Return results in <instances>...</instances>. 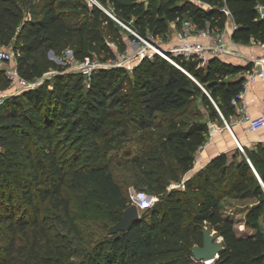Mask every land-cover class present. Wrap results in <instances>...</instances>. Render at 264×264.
Listing matches in <instances>:
<instances>
[{
	"label": "trees",
	"instance_id": "1",
	"mask_svg": "<svg viewBox=\"0 0 264 264\" xmlns=\"http://www.w3.org/2000/svg\"><path fill=\"white\" fill-rule=\"evenodd\" d=\"M95 1L117 20L95 4L88 8L83 0H39L28 18L16 0H0V48L13 53L21 78L40 79L32 55L73 36L77 38L71 49L75 60L94 55L104 61L114 58L109 42L118 50L124 48L121 31L128 42L137 40L119 23L146 38L165 37L170 24L178 26L183 19L198 29H224L230 19L235 26L233 42L249 45L251 40H264V19L255 10V4L264 6V0H205L207 7L190 0H158L146 8L132 0ZM222 8L229 11V18ZM78 9L86 11L88 18L71 22ZM174 60L181 69L158 55L141 59L131 72L127 90L121 78L126 72L120 67L93 72L86 85L83 75L57 73L49 82L1 104L0 264H200L191 250L202 246L205 229L220 237L223 245L213 264H264V189L253 172L264 186L263 143L244 147L243 152L218 154L184 181L183 190H165L159 184L164 172L168 181L178 183L193 168L198 148L207 142L209 124H222L220 114L230 120L231 100L242 89L243 74L252 64H233L218 56L203 66L181 57ZM7 82L0 70V87ZM129 103L131 119L143 132L159 115L182 117L195 104L204 112L194 111L192 120L170 119L160 145L174 157V167L157 156L149 158L145 173L156 175L152 182L163 191L158 200L128 230L115 234L107 230L95 241L83 243L74 258L71 244L54 233L46 214L40 216L41 208L47 204L74 233H78L74 204L103 210L110 226L120 219L131 205L130 198L110 166L93 162L77 140L79 132L102 136L110 108H126ZM229 196L257 199L244 213L243 225L250 233L237 235L232 220L223 215L220 202Z\"/></svg>",
	"mask_w": 264,
	"mask_h": 264
},
{
	"label": "rangeland",
	"instance_id": "2",
	"mask_svg": "<svg viewBox=\"0 0 264 264\" xmlns=\"http://www.w3.org/2000/svg\"><path fill=\"white\" fill-rule=\"evenodd\" d=\"M23 12L25 18H28L36 12L37 3L39 0H16ZM202 7H207L205 0H190ZM139 3L143 4L146 8L149 4L156 5L158 0H141ZM83 4L87 7H91L94 3L92 0H83ZM101 8L105 13L111 15L112 18L117 20L111 11L101 7L98 3L95 4ZM74 19L71 22L77 21L82 22L88 18V14L83 9H78L73 12ZM119 25L129 32V28L122 23ZM170 33L172 32L170 24ZM119 38L121 42L124 41V48L118 50L116 44H114L113 51L115 55H120L123 52H128L129 54L134 53L135 43L132 41H127L126 33L122 31L119 33ZM166 39L159 37V44H162ZM77 43L76 36L70 39H65L61 44L55 46L53 49L43 48L32 55L33 62L40 68L41 78L38 80L31 81L32 83L38 85L41 83H46L51 80V78L57 73H70L79 74L84 76V84H87L88 78L79 66H77L73 58L71 49L75 47ZM111 43V42H109ZM2 49H5L1 47ZM8 50V49H7ZM10 50V49H9ZM94 57L101 59L99 56L94 55ZM134 60L130 61L125 66H120L125 70L123 86L127 90V86L132 83V70L136 66ZM96 69L93 72L97 71ZM91 73V74H92ZM31 83V84H32ZM21 92L19 87L12 86L8 82L0 87V106L1 104L12 97L20 96ZM20 100V98H19ZM133 107L129 103L128 107L115 106L110 108L107 116L103 119L104 134L100 137L87 136L83 132H79V139L77 140L78 145L83 146V151L86 152L92 161L96 162H106L110 166L113 177L116 182L121 186L122 190L127 197L130 198L131 203L138 205L139 214L146 208L155 203L159 194L163 191L158 189V185L161 184L165 190L171 188H176L172 186L177 184L173 181H168V174L163 173L162 178L159 180V184H153L151 178H155L156 175L151 177L146 176V171L150 168L149 158L157 156L164 161L166 165L174 167V157L170 154L168 150H163L160 143L164 133L167 131L168 123L171 120H183V119H194L193 112H204L201 107L196 104L191 107V111L187 115L182 117L175 115H165L158 116L156 123L145 132L137 128L131 119L130 109ZM216 125H223L216 123ZM200 148V147H199ZM199 148L197 151H199ZM242 150L244 147H241ZM240 151L239 148H236ZM34 156L38 163H40V153L34 146ZM235 149H231L230 152ZM230 152H227L230 154ZM241 152V151H240ZM194 165V164H193ZM144 170V171H143ZM197 172V171H196ZM192 168L190 171L183 174L180 178V182L191 178L195 173ZM161 177V176H160ZM179 183V182H178ZM163 185V186H162ZM165 185V186H164ZM159 187V188H161ZM257 201L255 198L239 199L234 196L225 197L221 200V210L224 216L229 217L233 222V227L237 235L244 233H250V229H247L243 225L245 210ZM141 206V207H139ZM73 212L76 217L75 224L78 233H74L68 229L67 223L59 215L60 219L47 204H44L41 208V215L46 214L50 226L53 228L54 233L63 236L72 246L75 253L74 258H77L76 252L80 250L81 246L87 244L88 242H93L104 233L107 232L111 223L105 217L103 210H91L85 209L78 204L73 205ZM261 226L264 228V218L261 219ZM200 264H206L201 262ZM213 264V263H210Z\"/></svg>",
	"mask_w": 264,
	"mask_h": 264
},
{
	"label": "built area",
	"instance_id": "3",
	"mask_svg": "<svg viewBox=\"0 0 264 264\" xmlns=\"http://www.w3.org/2000/svg\"><path fill=\"white\" fill-rule=\"evenodd\" d=\"M97 4L95 0H92ZM140 2L141 0H132ZM255 10L260 19H264V6L257 2ZM221 11L229 18L230 13L226 8ZM111 16V15H109ZM112 17V16H111ZM235 26H233L234 29ZM131 34L137 39L132 42L135 43V52L129 54L123 52L120 55H115L114 58L108 60H101L94 56L87 57L83 61L75 60L74 63L79 66L82 73L87 78L91 75L92 71L96 69H109L127 65L130 61L134 60L138 63L141 59H152L154 55H158L177 68H180L174 58L181 57L188 61H196L200 66H203L210 58L218 56L219 54H232L228 44L233 45L235 42L229 37L226 38L224 29L216 26H207L204 29H198L190 20L183 19L178 26H175V34L178 39V44L170 50H164L159 44V36L148 35L142 38L137 33L129 30ZM252 44H257L261 50V55L250 61L251 68L248 72L243 74L244 82L240 92L231 100L233 106V114L230 117L232 124L246 125L248 132L256 133L264 128V115L253 117L248 112V99L246 98L248 85L256 81L264 84V40L262 42H255L251 40ZM110 48L113 50L114 44L109 43ZM137 65V64H136ZM181 69V68H180ZM0 70L4 72V76L8 83L12 86L19 87L20 92L27 89H33L38 85L31 81H26L19 76L14 65V55L10 50L0 48ZM38 80V79H37ZM32 83V84H31ZM2 100H0L1 102ZM220 114V113H219ZM226 127H229L227 121L222 117ZM214 131H209L207 141ZM241 152L242 148L239 146ZM177 189H184V182L174 184ZM264 189V188H263ZM141 207V206H139Z\"/></svg>",
	"mask_w": 264,
	"mask_h": 264
},
{
	"label": "crops",
	"instance_id": "4",
	"mask_svg": "<svg viewBox=\"0 0 264 264\" xmlns=\"http://www.w3.org/2000/svg\"><path fill=\"white\" fill-rule=\"evenodd\" d=\"M233 26V22L229 19L224 28L226 38H231ZM171 29V33L169 29L166 36L162 37L166 39L160 44L164 50H170L178 44L174 23L171 24ZM226 47L229 48L232 54H219L218 57L233 64L244 65L261 55V50L257 44L241 45L234 43L233 45L228 44ZM246 98L248 99V112L251 116L264 115V84L262 82L256 81L249 84ZM227 123L229 127L225 126L224 121L223 125L209 124V131H214V133L210 140L205 142L196 153L193 165L195 172L202 169L220 153L230 152L231 149L239 148V146L251 148L257 143L264 144V128L256 133H250L246 125L232 124L230 120Z\"/></svg>",
	"mask_w": 264,
	"mask_h": 264
},
{
	"label": "water",
	"instance_id": "5",
	"mask_svg": "<svg viewBox=\"0 0 264 264\" xmlns=\"http://www.w3.org/2000/svg\"><path fill=\"white\" fill-rule=\"evenodd\" d=\"M253 169V167H252ZM253 172L258 179L261 186L264 188L260 178L258 177L256 171ZM139 219L138 205L131 203L126 209L123 210L120 219L108 228L110 234H115L117 232H123L130 228V226ZM223 245L221 238L217 237L214 232L209 229H205L202 232V246H193L192 255L196 262H210L213 263L222 251Z\"/></svg>",
	"mask_w": 264,
	"mask_h": 264
},
{
	"label": "bare ground",
	"instance_id": "6",
	"mask_svg": "<svg viewBox=\"0 0 264 264\" xmlns=\"http://www.w3.org/2000/svg\"><path fill=\"white\" fill-rule=\"evenodd\" d=\"M206 264H210V262L208 261V262H206Z\"/></svg>",
	"mask_w": 264,
	"mask_h": 264
}]
</instances>
